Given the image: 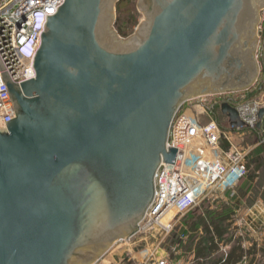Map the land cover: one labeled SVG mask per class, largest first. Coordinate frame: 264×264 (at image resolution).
Segmentation results:
<instances>
[{"label": "water", "instance_id": "obj_1", "mask_svg": "<svg viewBox=\"0 0 264 264\" xmlns=\"http://www.w3.org/2000/svg\"><path fill=\"white\" fill-rule=\"evenodd\" d=\"M120 2L66 0L47 16L34 79L14 82L0 59L15 112L0 129V264H97L138 233L161 164H175L181 107L260 79L264 0H138L128 38Z\"/></svg>", "mask_w": 264, "mask_h": 264}, {"label": "built area", "instance_id": "obj_2", "mask_svg": "<svg viewBox=\"0 0 264 264\" xmlns=\"http://www.w3.org/2000/svg\"><path fill=\"white\" fill-rule=\"evenodd\" d=\"M65 1L0 0V59L14 82L21 84L35 78L34 60L47 16L55 15ZM257 29L260 42L257 57L262 70L264 10ZM260 79L249 91L201 96L181 107L172 123L167 146L168 150L178 149L175 164H161L155 179V197L138 233L112 248L126 246L120 264H211L209 261L220 258L225 263L236 246L244 252L237 264H248V217L256 232L263 228L264 206H256L248 213L244 203L235 210L228 221L230 232L225 240L215 238L217 249L208 259H199L196 251L203 233L199 231L194 239L183 220L206 204L213 209L222 201L231 204L236 189L247 178L250 152L241 148L236 138L245 136L246 131H264L263 121L258 128L264 96L252 94ZM225 104L237 110L245 123L244 129L231 128L222 114ZM14 118V108L0 72V129L7 130L6 122ZM192 238L194 245L190 247ZM262 246L257 245L261 249L257 250V259L258 255H264Z\"/></svg>", "mask_w": 264, "mask_h": 264}, {"label": "trees", "instance_id": "obj_3", "mask_svg": "<svg viewBox=\"0 0 264 264\" xmlns=\"http://www.w3.org/2000/svg\"><path fill=\"white\" fill-rule=\"evenodd\" d=\"M130 0H121L118 5L117 11L122 12V7L129 5ZM133 22V18L130 20L120 19L116 24H118V32L122 37H127L129 35L128 29L130 24ZM126 23V24H125ZM262 78V76H261ZM264 88V81L260 79V83L253 90L252 94L254 96L259 95L261 90ZM264 153V146L258 147L253 156L260 157ZM248 176L242 182V184L236 189V196L230 199L232 201V205L226 203H218L215 205L214 209L211 205L206 204L202 207L197 208L195 211L190 213L183 221L185 229L189 230L193 234V238L195 239L200 231V228L205 230V234L201 237L199 243L196 246L197 256L201 258H209L216 251L217 246L214 244L215 238L220 240H225L226 235L230 232L229 220L231 216L234 214L235 210L239 209L244 205V201L248 198V191L250 190L251 184L255 181V177L250 175V170L248 167ZM243 199H242V198ZM235 201L236 199H239ZM242 200V201H241ZM193 238L190 242V247H193L194 242ZM243 250L241 247H234L231 251L229 258L225 263L223 259L211 260L209 263L211 264H237L241 261L243 257ZM257 250L255 248H251L248 250V256L250 257L249 264H258L256 258ZM260 263H262L260 261ZM259 263V264H260Z\"/></svg>", "mask_w": 264, "mask_h": 264}, {"label": "rangeland", "instance_id": "obj_4", "mask_svg": "<svg viewBox=\"0 0 264 264\" xmlns=\"http://www.w3.org/2000/svg\"><path fill=\"white\" fill-rule=\"evenodd\" d=\"M130 4L127 6L122 7V12L117 11V22L120 19L123 20H130L133 18V22L130 24V27L128 29L129 35L128 38L136 32L139 24L144 20V15L142 12H140L137 8L138 0H130ZM126 24V23H125ZM118 24L115 25L116 30H118ZM264 65H262V78L264 81ZM264 96V88L261 90L260 96ZM237 144L243 148L248 149L250 152L248 156V167L250 170V175L255 177V181L253 184L249 185L251 186L250 190L248 191V198L244 201L245 205L248 207V213L250 210H252L256 206H264V153L260 157L253 156L254 151L260 147L264 146V131L259 132H248L246 131L245 136L242 138H236ZM223 202V201H222ZM227 203V202H223ZM232 205V203L230 204ZM254 212H256L254 210ZM260 212V210H258ZM256 213V215L258 214ZM261 220V224L263 225V228L259 229L256 232L255 224H252L251 219L248 217V229H250V232L248 231V249L255 248L256 250H261L259 247H257L258 244L264 245V216ZM250 227V228H249ZM261 230V231H260ZM120 246V247H119ZM119 246H116L115 249L122 254H124V250L126 249V246L121 244ZM263 247V246H262ZM257 256V255H256ZM124 259V255L120 257V259ZM258 262L260 263V260L264 264V255H258ZM250 263V260L248 261V264ZM258 263V264H259Z\"/></svg>", "mask_w": 264, "mask_h": 264}, {"label": "crops", "instance_id": "obj_5", "mask_svg": "<svg viewBox=\"0 0 264 264\" xmlns=\"http://www.w3.org/2000/svg\"><path fill=\"white\" fill-rule=\"evenodd\" d=\"M261 76H262V73H261ZM263 124H264V119H263ZM263 127H264V125H263ZM238 200H240V198L236 199L235 201H238ZM200 231L203 233V236H204L205 230L203 228H200ZM188 232H190V231L188 230ZM123 255L124 254L120 253L118 250L112 249L101 259L99 264H120V262L123 261V259L122 258L120 259V257H122ZM198 258L201 259V257H199V256H198ZM122 264H128V263L123 262Z\"/></svg>", "mask_w": 264, "mask_h": 264}]
</instances>
